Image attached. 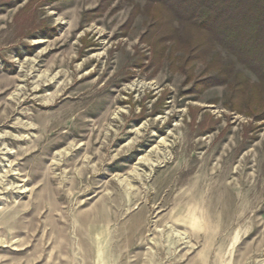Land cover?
I'll list each match as a JSON object with an SVG mask.
<instances>
[{
	"label": "rangeland",
	"instance_id": "rangeland-1",
	"mask_svg": "<svg viewBox=\"0 0 264 264\" xmlns=\"http://www.w3.org/2000/svg\"><path fill=\"white\" fill-rule=\"evenodd\" d=\"M158 15L0 0V264H264L262 95Z\"/></svg>",
	"mask_w": 264,
	"mask_h": 264
},
{
	"label": "trees",
	"instance_id": "trees-1",
	"mask_svg": "<svg viewBox=\"0 0 264 264\" xmlns=\"http://www.w3.org/2000/svg\"><path fill=\"white\" fill-rule=\"evenodd\" d=\"M153 9L159 39L183 50L186 65L205 61L210 82L262 95L264 108V0H144ZM222 51L231 59H226ZM237 63L257 78L251 83Z\"/></svg>",
	"mask_w": 264,
	"mask_h": 264
},
{
	"label": "bare ground",
	"instance_id": "bare-ground-1",
	"mask_svg": "<svg viewBox=\"0 0 264 264\" xmlns=\"http://www.w3.org/2000/svg\"><path fill=\"white\" fill-rule=\"evenodd\" d=\"M105 202V201H104ZM104 202L102 203V204H104ZM120 202V201H119ZM105 203H107V202H105ZM106 206V205H105ZM119 206V205H118ZM122 207V206H121ZM93 215V214H92ZM91 218V217H90ZM90 218H88V219H90ZM93 219V218H92ZM94 219H95V217H94Z\"/></svg>",
	"mask_w": 264,
	"mask_h": 264
}]
</instances>
